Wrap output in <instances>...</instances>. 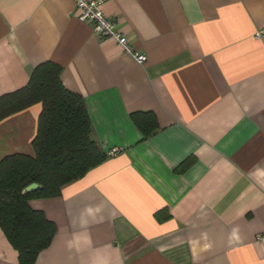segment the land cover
<instances>
[{
  "label": "crops",
  "instance_id": "1",
  "mask_svg": "<svg viewBox=\"0 0 264 264\" xmlns=\"http://www.w3.org/2000/svg\"><path fill=\"white\" fill-rule=\"evenodd\" d=\"M133 49L72 0H0V96L51 62L108 157L57 197L28 201L56 227L35 264H264V0H105ZM40 104L0 121V159L33 154ZM150 112L143 137L131 120ZM0 264L18 254L0 228Z\"/></svg>",
  "mask_w": 264,
  "mask_h": 264
},
{
  "label": "trees",
  "instance_id": "2",
  "mask_svg": "<svg viewBox=\"0 0 264 264\" xmlns=\"http://www.w3.org/2000/svg\"><path fill=\"white\" fill-rule=\"evenodd\" d=\"M61 68L51 62L35 67L23 88L0 96V121L40 104L33 154L14 153L0 159V228L18 254V264H35L56 233L54 223L28 201L60 195L64 186L85 176L109 156L91 138L83 99L65 89ZM131 120L143 137L156 129L150 112H135ZM37 183L39 190L21 191Z\"/></svg>",
  "mask_w": 264,
  "mask_h": 264
},
{
  "label": "built area",
  "instance_id": "3",
  "mask_svg": "<svg viewBox=\"0 0 264 264\" xmlns=\"http://www.w3.org/2000/svg\"><path fill=\"white\" fill-rule=\"evenodd\" d=\"M77 10L78 20L88 23L94 34L104 39H113L123 49V51L136 63L144 64L146 56L135 51L128 43L126 37L116 29L114 22L109 20L103 13L101 6L105 0H72ZM256 39L264 37V26L254 35ZM124 149L122 147H112L107 150L109 157L116 156Z\"/></svg>",
  "mask_w": 264,
  "mask_h": 264
},
{
  "label": "water",
  "instance_id": "4",
  "mask_svg": "<svg viewBox=\"0 0 264 264\" xmlns=\"http://www.w3.org/2000/svg\"><path fill=\"white\" fill-rule=\"evenodd\" d=\"M41 188V186L37 183H31L29 185H27L22 191L21 194H26L32 191H36L39 190Z\"/></svg>",
  "mask_w": 264,
  "mask_h": 264
}]
</instances>
